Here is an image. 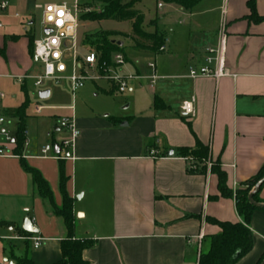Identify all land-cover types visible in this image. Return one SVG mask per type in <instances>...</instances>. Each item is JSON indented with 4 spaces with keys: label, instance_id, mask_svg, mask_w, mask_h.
Listing matches in <instances>:
<instances>
[{
    "label": "crops",
    "instance_id": "1",
    "mask_svg": "<svg viewBox=\"0 0 264 264\" xmlns=\"http://www.w3.org/2000/svg\"><path fill=\"white\" fill-rule=\"evenodd\" d=\"M247 3L201 0L191 10L168 4L166 15L174 20V28L170 34L157 28L165 35V52L151 54L130 47L138 57L126 70L144 77L128 91L138 93L127 98L125 108L134 106L132 116L119 119L120 124L74 118L80 135L68 157L58 146L66 138L52 137L54 142L43 146L38 132L29 131L28 121L45 108L40 105L29 110L26 144L21 156L15 155L16 134L4 125L7 111L17 107H5L3 94L6 123L0 126V143L1 133H8L14 155L0 157V264H17L25 242L34 264H55L62 258L63 221L38 195L22 161L48 182L57 206L62 204L59 163L63 161L73 199L74 238L95 242L82 253L89 264H198L200 255L209 250L210 237L220 233L209 220L241 221L235 196L221 195L212 169L219 167L226 174L227 187L235 195L264 166V22L249 19ZM9 9L1 16V30L4 20L19 18ZM256 12L264 16V0H256ZM33 24L23 25L24 34L9 30L0 35V81L26 83L32 78L35 84L39 75L31 77L30 71L38 62L31 41L39 37L33 34ZM222 26L230 76L218 81L188 78L190 69L205 64L206 49L217 46ZM150 63L159 77L153 86L146 79L152 74ZM43 91L51 96L50 90ZM107 93L115 94L113 87ZM192 99L195 114L185 116L181 105ZM37 107L43 108L40 113ZM198 143L208 147L209 155L204 172L192 173L195 160L182 157L180 150L194 149ZM47 145H54V151L44 157ZM258 197L264 204V186ZM26 219L36 234L23 229ZM250 230L253 249L237 264H258L264 254V209L254 212ZM36 238L42 240L37 249Z\"/></svg>",
    "mask_w": 264,
    "mask_h": 264
},
{
    "label": "trees",
    "instance_id": "2",
    "mask_svg": "<svg viewBox=\"0 0 264 264\" xmlns=\"http://www.w3.org/2000/svg\"><path fill=\"white\" fill-rule=\"evenodd\" d=\"M142 0H100L98 8L89 12L82 13L79 17L85 21L101 22V21H116L130 22L132 24V35L128 36L133 50L140 52L145 51L151 54H160L161 47L165 45V35L158 31L157 27L153 32H148L144 29L145 17L144 14L135 9L137 3ZM167 4H176L187 10L193 9L201 0H163ZM248 8L250 10L249 19L255 23L264 22V16H259L256 12V0H248ZM84 6H88L85 4ZM156 22L153 20L151 24ZM115 32L98 31L93 35H87L82 41V47L87 52H96L99 56L100 63L110 65L112 57L116 54H122L123 46H120L117 41ZM32 52L34 49V41H31ZM125 59L126 56L122 54ZM155 107H160V101L155 100ZM26 109L27 104L21 107L10 109L7 111L8 118L17 120L16 135L14 150L15 155L21 156V151L26 142L24 132L26 130ZM116 124H120L122 120L113 119ZM180 155L184 158H193L194 165L190 166V172H204V162L209 155L207 146L198 143L194 149H181ZM24 170L31 176L32 182L36 187L38 195L46 200L50 205L55 216L63 221L66 235L62 241V258L55 264H89L86 262L82 253L95 245V242L74 238V212L73 199L67 191L68 177L66 176L63 161L59 163V191L62 197L61 206H57L54 200V195L48 182L42 177L39 171L30 168L22 161ZM219 181L220 193L223 197L235 196L236 208L238 215L241 218L240 222H220L215 219H210L209 222L218 226L220 233L210 237V247L208 252L201 254L198 264H237L244 259L253 249L254 239L253 233L250 230V224L255 211L260 210L252 206L249 202L251 194L257 183L264 177V166L251 180L244 183L242 188L237 189L235 195L227 187L226 174L219 168L214 166L212 169ZM264 184L261 186L263 187ZM260 187V189H261ZM259 189V191H260ZM254 194L253 199L257 203L262 201L258 197V193ZM263 210V209H261ZM4 225V224H1ZM23 233V232H22ZM25 234V233H23ZM17 264H34L30 256V244L25 242V250L21 258H15ZM264 254L260 258L258 264H262Z\"/></svg>",
    "mask_w": 264,
    "mask_h": 264
},
{
    "label": "rangeland",
    "instance_id": "3",
    "mask_svg": "<svg viewBox=\"0 0 264 264\" xmlns=\"http://www.w3.org/2000/svg\"><path fill=\"white\" fill-rule=\"evenodd\" d=\"M57 1L61 0H12V6L8 13L12 16L17 13L19 14V18L15 20L13 17H9L4 20L5 28L0 30V35H4L9 30L24 34L25 27L23 25H27L31 21L34 23L31 26L33 34L35 37H40L43 33V27L42 12L38 9V6ZM66 1L71 5L75 2L74 0ZM79 2L81 12L86 10L87 13L98 8L100 4V0H79ZM85 4H88V6H84ZM159 4H162L163 9L158 8ZM135 9L144 14V29L148 32H153L156 26L159 30L170 34L171 29L174 28V20L166 15L167 11H169L168 4L163 0H142L136 4ZM153 20L156 22L154 25L151 24ZM98 31L115 32L117 34L114 40L118 44L120 42L122 43V54L126 56L127 64L133 63L132 61L137 59V54L130 49L132 43L130 42V38L128 39V36L132 35V24L130 22H116L111 20L90 22L80 19L78 22L77 38L80 42L81 53H86L82 47L84 37L93 35ZM126 69L129 70V66H126ZM42 72L41 64L34 62L30 76L41 75ZM92 73L97 74V70H92ZM136 84L137 82H134L135 87ZM110 86L112 87L105 80H100L95 83L89 82L73 98L65 84L55 86L51 82H44L43 86L37 88L32 78H29L26 83L15 79L0 81V91L7 99L4 102V106L18 108L27 104L26 120L30 118L29 110H33L37 105L45 107L38 116L31 118L27 123L29 131L38 132L39 142L43 146L47 141H50V143L54 142L52 137L57 141L69 137V133L63 127L62 121L65 118H71L72 115L79 120L90 118H98L105 121H112L116 118L129 119L132 116L134 106L132 108H125L128 105L127 98L129 96H137V91L134 90L124 95L109 94L107 92ZM43 89L51 91V96L48 99H40L39 94ZM16 124V119L8 118L4 127L14 136L16 134ZM56 128H60L61 130L57 132ZM47 133L52 135L48 137Z\"/></svg>",
    "mask_w": 264,
    "mask_h": 264
},
{
    "label": "built area",
    "instance_id": "4",
    "mask_svg": "<svg viewBox=\"0 0 264 264\" xmlns=\"http://www.w3.org/2000/svg\"><path fill=\"white\" fill-rule=\"evenodd\" d=\"M71 5L67 1L49 2L38 9L42 12V35L34 41L33 57L41 64L43 72L35 77V86L41 87L44 82H51L55 85L65 84L73 98L89 82L105 80L109 82L115 94H125L130 91L134 82H140L143 76L131 73L126 70V59L122 54H116L112 57V63L101 64L96 52H80V42L77 38L79 17L86 10L81 12L79 0H74ZM10 7V0H0V19ZM162 4H159V8ZM18 17V15H16ZM3 24L0 20V30ZM226 46L227 36L222 26L218 32V44L214 48H207L205 51V64L199 68L190 69L188 78L199 79L207 78L216 81L229 77L230 73L226 67ZM161 52H165V45L161 47ZM148 67L152 74L148 79L153 86L159 79L155 72V64L150 63ZM96 69L97 74L92 70ZM4 95L0 91V126L6 123V116L3 114ZM195 100L185 101L181 105V111L185 116H194ZM43 108L37 107L36 113H40ZM63 127L67 129L69 137L62 140L59 147L69 152L74 148L75 142L80 135L76 127L74 117L63 119ZM27 132H24L26 135ZM3 142L0 143V157H11L12 137L6 133H1ZM26 144V142H25ZM54 151V145H47L43 150V156ZM34 247L40 246L41 239H33Z\"/></svg>",
    "mask_w": 264,
    "mask_h": 264
},
{
    "label": "water",
    "instance_id": "5",
    "mask_svg": "<svg viewBox=\"0 0 264 264\" xmlns=\"http://www.w3.org/2000/svg\"><path fill=\"white\" fill-rule=\"evenodd\" d=\"M120 46H122V43L120 42L119 43ZM50 95V92L49 91H43L39 94V97L40 99H47ZM127 124H123L122 126H126ZM58 151V148L56 147L55 149V152L57 153ZM67 157L69 156V152L66 153ZM170 155L172 156L173 155V152L170 153ZM264 184V177L257 183V185L254 187V189L252 190L251 194L249 195V202L252 206L258 208V209H264V204H260V203H257L256 201H254L253 199V196L255 193H257L260 189V187ZM23 229L30 233V234H36L38 232V230L33 226L32 224V221L30 219H26L25 222H24V226H23ZM8 264H10V262H8ZM262 264H264V260L262 262Z\"/></svg>",
    "mask_w": 264,
    "mask_h": 264
}]
</instances>
